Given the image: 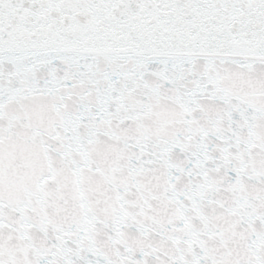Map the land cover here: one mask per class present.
I'll use <instances>...</instances> for the list:
<instances>
[{"label":"snow or ice","instance_id":"6c2138e0","mask_svg":"<svg viewBox=\"0 0 264 264\" xmlns=\"http://www.w3.org/2000/svg\"><path fill=\"white\" fill-rule=\"evenodd\" d=\"M0 264H264V0H0Z\"/></svg>","mask_w":264,"mask_h":264}]
</instances>
